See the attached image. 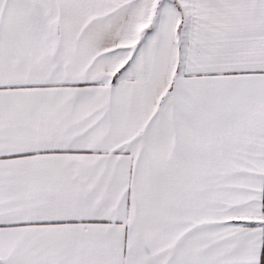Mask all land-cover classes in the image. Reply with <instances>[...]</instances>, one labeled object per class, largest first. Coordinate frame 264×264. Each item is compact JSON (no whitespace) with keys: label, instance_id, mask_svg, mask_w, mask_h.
<instances>
[{"label":"snow or ice","instance_id":"obj_1","mask_svg":"<svg viewBox=\"0 0 264 264\" xmlns=\"http://www.w3.org/2000/svg\"><path fill=\"white\" fill-rule=\"evenodd\" d=\"M0 264H264V0H0Z\"/></svg>","mask_w":264,"mask_h":264}]
</instances>
